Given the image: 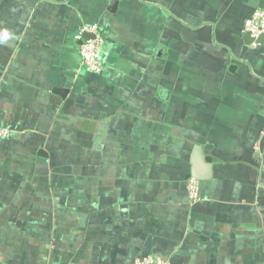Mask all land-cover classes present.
<instances>
[{
  "label": "crops",
  "instance_id": "crops-1",
  "mask_svg": "<svg viewBox=\"0 0 264 264\" xmlns=\"http://www.w3.org/2000/svg\"><path fill=\"white\" fill-rule=\"evenodd\" d=\"M141 1L125 19L122 0L115 11L112 0H82L72 12L65 0H0V127L16 139L0 136V207L22 208L21 218L38 210L41 221L65 217L71 235L64 239L55 225L32 221L46 238L39 243L46 256L33 264H132L147 254L167 264H247L257 253L253 240L264 228V147L255 145L264 134V45L243 37L258 0ZM49 6L53 17L45 20ZM95 21L104 39L98 78L78 70L77 34ZM147 55L153 65L140 62ZM176 66L184 80L172 85ZM62 67L72 84L59 83ZM158 73L170 82L159 84ZM54 87L70 90L63 98ZM161 88L167 97L160 98ZM206 106L217 114H205ZM203 115L209 131L192 125ZM43 120L54 136L67 138L59 142L68 147L59 148L67 156L59 163L43 142ZM12 143L23 147L14 156ZM197 144L213 145L205 151L213 164L210 178L196 180L199 199L192 200ZM26 171L25 185L15 184L14 173ZM258 197L262 213L253 209ZM7 216L2 223L20 219ZM8 225L1 233L11 236ZM21 245L4 236L1 264H14L13 249Z\"/></svg>",
  "mask_w": 264,
  "mask_h": 264
},
{
  "label": "rangeland",
  "instance_id": "rangeland-1",
  "mask_svg": "<svg viewBox=\"0 0 264 264\" xmlns=\"http://www.w3.org/2000/svg\"><path fill=\"white\" fill-rule=\"evenodd\" d=\"M99 1V0H97ZM136 0H122L123 3H127L126 5H124L125 7V10H123L120 14V16L122 18H125V19H130L131 18V13H132V10H134V8L136 9L137 12H139L140 10V7H137V6H134V3H135ZM141 1V0H140ZM76 2V5L74 4ZM82 2V0H69V3H68V0H65V2H63V7L66 6L67 4L71 7V12L74 10H79L78 8V5L79 3ZM142 2V1H141ZM138 3V2H137ZM136 3V5H137ZM52 9L53 6H49V8H46L45 10H48L47 13H50L48 17L45 18V20H48V19H51L52 20V17H53V12H52ZM55 14H57V12H55ZM83 28H86L87 31H92V32H95L98 34L97 36V43L98 44V57L96 59V62L95 63H88L87 60L84 58V55H83V46L82 45H79V51H80V67H79V71L81 72H88V73H92L93 75L97 76V78L99 76H101L102 72L104 71V65L100 62L99 60V57H100V49H101V45L103 44V37L102 35L99 33V25L98 23L95 21V22H92L91 23H86L84 24L83 26L80 27L79 29V32L77 34V37L79 38L81 36V32H83ZM85 30V29H84ZM151 43V42H150ZM147 44V43H146ZM152 45V44H150ZM150 56V55H149ZM149 56H143L141 59H140V62H142V65L145 63L146 66H150V65H153L152 64V59L149 58ZM61 60V58H60ZM70 62V63H69ZM72 60H68V61H65V59H63V63H62V60H61V63L62 65H68V64H71ZM132 63V62H131ZM107 66V65H106ZM177 68H174L173 70V73L171 75V79L172 80L171 82L168 80V74L165 76L163 74H155L156 77H157V81L160 83H165L167 80L172 83V85H176L177 83H182L183 80H184V75H182L179 71L176 73V69H178V66H176ZM49 69V68H47ZM78 72V71H77ZM56 73V72H55ZM79 74V72H78ZM53 73H45V77L46 79L48 80L49 78H53ZM71 74L69 72L66 71V67H62V72L60 74V79L61 81L59 83H62V84H72V79L70 78ZM165 77H167V80H165ZM46 80V82H47ZM161 80V81H159ZM48 83V82H47ZM155 85H153V89H154ZM184 88V87H183ZM182 88V89H183ZM152 89V90H153ZM151 90V91H152ZM185 90V89H184ZM183 90V91H184ZM196 90H192V92H189V96L190 97H195V98H198L197 94L195 93ZM150 95V94H149ZM200 97V95H199ZM205 114L207 115H216L218 110L217 107H205ZM193 109H195L196 111H193ZM189 110H192L193 112H197V107L195 108V105H191L189 107ZM200 110V109H199ZM211 110V111H210ZM207 115H203V118H202V123H198V122H192V125L193 126H196L198 124L205 127L206 129H208V131L210 130L211 128V122H208V116ZM48 120H43L42 123H40V126L42 127V129L45 130V134H44V138H43V142H44V139H45V142L51 150L54 151V154H53V158H52V161L53 162H61L64 160V158H67L66 154L64 155L63 153H60V149H63V150H68V147L66 146H63L61 144H59L60 141H65L67 140V138H59V137H56L54 136V131H53V125H48ZM7 130V129H6ZM48 130L51 131L50 132H47ZM264 132H262L263 134ZM13 133L11 134L10 130H8V134L5 136L7 137V139H10V140H13L15 141L16 139L12 136ZM68 138L72 139V137L68 136ZM69 141V139H68ZM90 144V141H86V145ZM256 147H258V149L260 150V147H264V134L263 136H260V137H257L256 139V143H255ZM12 147H13V156L14 154H18L20 153L19 151H22L23 147H19V145H16V144H13L12 143ZM257 149V148H256ZM74 155V154H73ZM258 155H261L264 157V152L262 153H258ZM13 158V157H12ZM81 158V156H77V159L79 160ZM12 159L10 158L9 161H11ZM48 161V160H47ZM15 172V171H14ZM20 173V172H19ZM14 177H15V184L18 183H22L25 185V182L29 179V171H26V172H23V174L20 176L21 178H19V174L18 176L15 175L14 173ZM14 179V178H13ZM22 197V193H18L16 194V196L14 195V198H16L18 201L19 199ZM10 200V199H8ZM10 202H5V203H2L4 204L3 205V211L0 207V227H4L5 228V225L7 226L8 223H10L8 225V229H12V235L10 236L9 234L5 235L4 233H1V229H0V245L3 246L4 245V236L5 237H10L13 239L14 242H19L21 243L22 245L19 246V247H16L15 249H13V258H14V264H21V262L24 264H33V261L35 259H37L38 261L40 260V256L41 255H45L46 254L42 253V250L43 248H40L39 246V243L40 242H43L46 240V238H41L40 236L36 235L37 233L32 230V227H34V224H31L32 221H34L35 223H39V225L41 224V226H44L46 227H52L55 225V228H58L60 231H63L62 232V236L64 239H67L69 236L71 238V235H70V232H69V228L68 226L65 225V220L66 218L65 217H61L59 218L58 215H56V220L55 221H52L51 222H48L47 219L41 221V212L38 210V211H34V214H24L26 216V218H21L23 213L21 211H24L22 208L21 209H11L9 210V204ZM14 205L16 204H19V203H14ZM253 205V209H255L256 211H260L261 212V209H260V202H259V197L256 199V201H254V203L252 204ZM16 210V211H15ZM20 210V211H18ZM44 212V211H42ZM7 213L8 214H11V215H17V217H20L19 220H17L16 218L12 219V220H9L10 222H7V223H2L3 222V218L7 217ZM262 213V212H261ZM263 216V214H262ZM262 219H264V217H262ZM11 222H13L11 224ZM54 223V224H52ZM57 224V225H56ZM3 225V226H1ZM32 226V227H31ZM30 228V229H29ZM36 229V227H35ZM263 230H261V232L258 234L259 237L257 236V238H254L253 240V243L256 244V246L258 247L257 250L254 251V248H252L251 252H257L254 257L252 258V260H250V258H247L248 260V263L247 264H264V239L263 238H260V236H264V228H262ZM26 230H29L26 232ZM32 230V231H30ZM29 232V233H28ZM49 239V238H48ZM8 240V239H6ZM262 243H261V241ZM33 243H34V247H33ZM250 248H248V250L246 251V254H250L249 252ZM62 251V254H64V247H62L61 249ZM17 252H19L20 254L17 256ZM2 253V256L4 257V251L0 250V255ZM262 253V256L259 257L258 254H261ZM249 257V255L247 256ZM28 260V261H27ZM2 260H1V257H0V264H1Z\"/></svg>",
  "mask_w": 264,
  "mask_h": 264
},
{
  "label": "water",
  "instance_id": "water-1",
  "mask_svg": "<svg viewBox=\"0 0 264 264\" xmlns=\"http://www.w3.org/2000/svg\"><path fill=\"white\" fill-rule=\"evenodd\" d=\"M258 6L260 8H264V0H258ZM118 7V0H112L111 5L109 7L110 11H115ZM96 34L91 33L88 31H85L82 36L78 39V43L80 45L84 44L87 39L95 38ZM247 44L250 43H259L264 45V32L261 33L258 37L254 38L250 32H246L243 37ZM235 66L231 65L230 69L234 70ZM69 88L64 87H54L53 91L60 95L61 97L65 98L67 94L69 93ZM169 94V90L167 88H161L159 90V96L160 98H165ZM213 148L212 144H205L200 145L197 144L193 147L192 153H191V172L192 177L195 180H203L208 179L212 175V164H213V158L209 155L205 154V151H208ZM38 154L41 156H48V153L45 149L41 148L38 151Z\"/></svg>",
  "mask_w": 264,
  "mask_h": 264
},
{
  "label": "built area",
  "instance_id": "built-area-1",
  "mask_svg": "<svg viewBox=\"0 0 264 264\" xmlns=\"http://www.w3.org/2000/svg\"><path fill=\"white\" fill-rule=\"evenodd\" d=\"M245 32H250V34L256 38L261 33L264 32V8H256L253 10L251 15L246 19ZM90 32V31H89ZM92 33V32H91ZM80 38V37H79ZM98 44L97 43V35L95 38L87 39V41L82 44L83 46V55L88 63H95L98 57ZM8 134V129L0 127V136H6ZM199 186L197 181L192 178L189 186V193L192 200H198ZM132 264H167L160 256L147 254L140 255L136 257Z\"/></svg>",
  "mask_w": 264,
  "mask_h": 264
}]
</instances>
